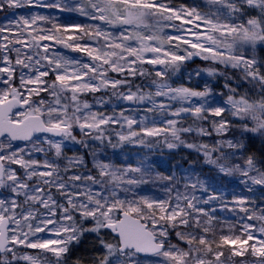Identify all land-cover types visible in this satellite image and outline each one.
<instances>
[{"label": "snow or ice", "instance_id": "obj_1", "mask_svg": "<svg viewBox=\"0 0 264 264\" xmlns=\"http://www.w3.org/2000/svg\"><path fill=\"white\" fill-rule=\"evenodd\" d=\"M33 3L0 0V9ZM35 3L89 23L34 14L0 25V264H264V206L251 198H203L197 191L209 189L199 178L159 173L164 195L141 194L152 181L144 161L116 166L92 151L89 167L84 155L64 153L68 140L89 147L76 129L113 148L183 147L225 176L238 173L249 192L264 189V57L256 55L264 0ZM193 58L209 62V77L225 78L226 98L207 84L175 83ZM102 92L136 107L109 114L95 109L103 96L84 99ZM238 157L242 164L230 163ZM218 200L233 220L218 218ZM86 237L87 259L76 254Z\"/></svg>", "mask_w": 264, "mask_h": 264}, {"label": "rangeland", "instance_id": "obj_2", "mask_svg": "<svg viewBox=\"0 0 264 264\" xmlns=\"http://www.w3.org/2000/svg\"><path fill=\"white\" fill-rule=\"evenodd\" d=\"M35 1V0H34ZM58 0H51L49 4L57 3ZM59 2H64V0H59ZM181 2V0H177V3ZM184 2L192 4L195 3H203V0H184ZM40 7L41 9H46V7H41L37 5L35 2L31 5H26L22 8H13L9 9L5 7L4 9H0V25H7L10 21H14L18 19L20 16H30L37 14V10ZM53 13L56 15L57 8H49ZM8 10V11H7ZM67 12V11H66ZM69 16H76L78 14L67 12ZM49 15V14H48ZM61 20L56 22L61 25H73V24H80V23H89L85 19L81 17L75 18H67L66 14L59 13ZM53 17V16H52ZM58 17V16H56ZM56 49L60 51L65 56L75 59H81L87 62V57L84 56L82 53L73 52L70 50L69 53H65L59 46H56ZM258 57H264V49H259L256 52ZM195 61H204L200 58H193L191 61L185 62V64L180 69L179 73H177L173 80L177 85L184 84L185 86H190L193 88L203 89L204 86L207 84L208 87L212 89L213 94L216 96L217 99H224L226 98L227 88L224 87L225 78L218 76V77H209L206 72L202 71L203 69L208 68V65H201L195 64ZM207 62V61H206ZM209 63V62H208ZM151 67V66H148ZM200 70V76L197 77L195 73ZM189 74H191V80H189ZM232 86H235V82H231ZM147 83H145L146 85ZM247 88V85L244 86ZM242 91L244 89H241ZM224 93L225 96L221 97L219 94ZM103 96L104 99L107 101L106 105H95L96 110L104 111L106 113H111L113 109L116 112H119L121 109H129L134 108L136 105H131L128 102L120 101L116 97L111 96V93H97L95 97L91 94L86 96L84 99H87L90 103L95 104L96 99ZM143 113L137 114V118ZM55 139H59L58 137ZM207 142V140H205ZM64 153L66 156L72 157L74 155H81V151L76 147V145L71 141L68 140L65 142ZM89 148L91 151H95L97 153L98 158L101 159L102 153L97 149V145L95 143L89 144ZM68 154V155H67ZM116 157V155H115ZM120 159L125 160V162L131 161L133 164H137L138 166L141 161H144L146 165L154 167V171L161 175H175L177 178L182 177H190L192 180L199 178L200 180L204 181L205 186L209 189L207 193L204 192L203 198H207L209 194H216L223 198L225 202H231L234 197L238 196H245L251 198L256 204L264 206V189H261L259 186H254V190L249 192L247 187L241 182V177L237 173L233 176H229L227 178L228 182L225 183H213L207 180V176L202 174V170L204 167L209 169L210 166H207L204 162L202 155H198L197 153L189 150V149H172L167 150L166 152L160 154H152L149 152V149L144 145H140L138 143H128L122 151L120 152ZM43 158V157H42ZM230 163H243L242 158H236ZM211 168V167H210ZM158 170V171H156ZM216 175H224L219 171L215 172ZM225 176V175H224ZM186 181L184 179H180L181 187ZM182 189V188H181ZM213 207L217 209V216L220 219H227L229 221L235 218L234 213L231 211L222 209L220 206V201H214ZM232 205L229 203V208Z\"/></svg>", "mask_w": 264, "mask_h": 264}, {"label": "trees", "instance_id": "obj_3", "mask_svg": "<svg viewBox=\"0 0 264 264\" xmlns=\"http://www.w3.org/2000/svg\"><path fill=\"white\" fill-rule=\"evenodd\" d=\"M50 2H51V0H48V1L43 2V3L49 4ZM35 10H37V14L46 15V16H50V17L53 16V18H55V22H59V20L62 21L59 13L66 14L67 18H72V17L75 18V17L79 16V15L69 16L66 11L62 12L60 10H57L56 15H55L53 13L54 11H52L49 8H46V9L42 8L41 9L40 7H38V9L36 8ZM56 16H58V17H56ZM81 18L84 19L83 17H81ZM59 48L62 49L63 51H65L66 54L70 52V49H65V48H63L61 46H59ZM193 63H195V64L198 63V64H201V65L210 66V64L208 62H206V61H202V62L195 61ZM229 74H231V73H229ZM145 83H147V81H145L143 78L137 77L135 79V84H145ZM113 128H116L117 131L120 130L117 126H113ZM74 135H76L77 140L86 139L88 145L91 144V143H95L97 145V149L102 153L101 159H103L105 161L111 162V163L115 164L116 166H124V167H126L128 165H131V166L135 167V165H137V164H133L131 161L125 162V160L123 161L119 157L120 156V152L122 151V149L125 146H127V144H128L126 142L122 143V144H117V147L113 148L110 144L107 143V141H105L103 144H101L100 141H94L91 138L82 137L80 132H79V129H76V131L74 132ZM203 139L207 140V138H203ZM112 142L113 143H117V137L115 136V133H113V135H112ZM74 144L81 151V155L85 156V159L88 162L89 167H91V163H92L93 157L91 155L92 151L90 150V148L89 147L85 148V147H83L80 144H76V143H74ZM259 148H260V144H259L258 141L255 143L254 146L251 145V144L249 145V149H250L251 152H256L257 149H259ZM178 149H184V148L181 147V148H178ZM167 150H169V149H167L166 147L163 146V144H161L160 146L153 145V147L151 149H149V152L152 153V154H154V153L155 154H160V153L166 152ZM65 155H66V153H65ZM115 155H116V157H115ZM40 158L42 159V157H40ZM206 165L211 167V168L209 167V169H207V167H204L203 170H202V174H205L207 176V180H209L210 182L216 183V184L217 183L222 184V183L228 182L227 178L229 176H224V175H218L217 176L215 172H217L218 169H216V167L213 166V165H209L207 163H206ZM149 167L152 169L151 177H152V181H154V182L150 181V183H148L146 185H141L140 188L138 189V191L141 194L163 196L164 192H163L162 185L164 183H166V182L155 180V176H156V172L154 171L155 168L152 167V166H149ZM156 171H158V170H156ZM181 190H183V189H181ZM196 194L198 196H203L204 192L197 191ZM91 253H92V238L91 237H86L83 240L82 244L80 245V247H79V249H78L76 254L78 256H82L85 259H87V257L90 256Z\"/></svg>", "mask_w": 264, "mask_h": 264}, {"label": "water", "instance_id": "obj_4", "mask_svg": "<svg viewBox=\"0 0 264 264\" xmlns=\"http://www.w3.org/2000/svg\"><path fill=\"white\" fill-rule=\"evenodd\" d=\"M46 1H48V0H43V2H46Z\"/></svg>", "mask_w": 264, "mask_h": 264}]
</instances>
